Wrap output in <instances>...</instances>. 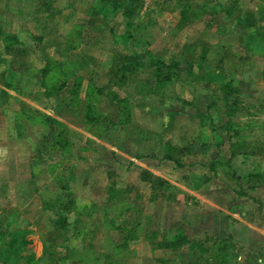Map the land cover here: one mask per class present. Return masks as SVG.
<instances>
[{"label": "rangeland", "instance_id": "rangeland-1", "mask_svg": "<svg viewBox=\"0 0 264 264\" xmlns=\"http://www.w3.org/2000/svg\"><path fill=\"white\" fill-rule=\"evenodd\" d=\"M69 1L51 0L58 11L42 27L33 18L42 0H0V29L32 47L30 36L44 37L21 80L28 95L11 91L0 101V264H50V248L65 256L59 264H262V245L223 244L224 233L207 222L220 228V206L264 221L258 200L234 204L250 174H262L257 191L264 194V0H193L205 4L203 16L178 31V11L154 12L152 22L143 15L133 30L120 13L102 27L96 7L73 10ZM127 31L126 44L111 41ZM192 42L194 52L182 50ZM220 44L232 58L228 75L213 71ZM2 48L0 40V57ZM147 49L178 61L171 80L154 79ZM115 51L139 54L138 78L94 94V84H106ZM45 65L54 74L47 83L65 84L49 97L39 84ZM87 100L97 120L83 117ZM47 114L58 122L44 123ZM157 177L167 184L158 187ZM195 183L201 196L186 194ZM212 186L223 196L211 197ZM136 226L137 239L123 243ZM180 233L188 238L181 246H158ZM189 241L204 249L191 256Z\"/></svg>", "mask_w": 264, "mask_h": 264}, {"label": "trees", "instance_id": "trees-1", "mask_svg": "<svg viewBox=\"0 0 264 264\" xmlns=\"http://www.w3.org/2000/svg\"><path fill=\"white\" fill-rule=\"evenodd\" d=\"M109 3V0H70L68 5L71 7L73 10H76L78 8V5H81L80 8L82 7V10L85 8H88V6H94L96 7V10L93 11V13H96L95 15H99L102 19V27H105L108 25V16L114 17L116 13H120L121 16L123 17V20H126V26L133 27L134 28H141V21H142V16L145 15L148 17V22H152V13L154 12H167V13H174L178 11L179 13V18L178 21L174 27L175 30H180L188 27L190 24H193L195 22H198L202 18L203 10L205 7L204 3H193V0H154V4L152 6H148L145 0H125L124 4L118 3L115 1H112L110 4L112 7V11H108L106 9V3ZM58 10L55 7H52L51 5V0H42V2L39 4V6L35 9V17L37 21L44 27L46 23L48 22L49 19H51L55 13ZM120 11V12H119ZM110 12V13H109ZM92 13V14H93ZM135 20L137 21V24L135 23ZM141 20V21H140ZM143 22V21H142ZM101 25H92V28H96L99 31L102 30ZM110 32L113 33L114 30L113 28H110ZM132 35V32H126L123 33L122 35H111V41L113 43H124L126 44L128 42V39ZM0 38L4 42V51L6 52L7 55L11 56L10 58V65L7 73L0 74V77H3L2 82L3 86L12 90H16L19 93H22L23 91L20 89V87H17L14 83L18 80L15 77L17 76V73L22 72L24 69H28V64L29 62L27 61V58L30 56V54L36 52L35 47L37 44L42 42L43 40V35L39 34L36 36H33L32 39L35 40L36 44L32 47H27L23 42L19 40L16 34L9 33V32H4L2 29H0ZM90 45H97L99 44V41H94V42H89L87 41ZM149 42V41H148ZM71 44V43H70ZM196 42L192 43H186L183 46L184 51L192 53L194 52L195 48L197 47ZM224 45L220 44L217 45L213 48L212 50V55L214 58V62L216 59L219 60V63L214 67L213 71L216 74H224L228 75L230 74V70L227 67L228 62L232 60V58H226L222 56V50H223ZM40 48V46H39ZM40 53L45 54L44 50H40ZM146 53L149 55V65L153 67V76L154 79L157 80L158 82L165 83L168 80H171L173 73L171 72L172 68H178L179 63L175 59H172L170 63H166V61L163 60V57L160 58H153L151 56L150 50L147 49ZM112 63L109 67V70L107 71L108 73V82L102 86V87H96V85H93L94 88V94L98 95H106L105 89H107L110 86H114L117 88H122L123 86H126L129 84L132 80L138 78V69L143 66L141 57L139 54H134L130 55L121 51H115L112 56ZM19 58L21 61V64L15 65L13 61L15 59ZM83 62V61H82ZM85 63V62H84ZM233 66V65H231ZM19 71V72H17ZM50 69H48V66L45 65L43 68L40 70V77H39V84L45 86V90L43 91L44 96H52L56 95L55 93L60 92L65 87L64 82H59V83H47V79L51 80L54 76V74L50 73ZM74 88V86H73ZM93 90V89H92ZM231 90L236 89H231L228 88L227 92L229 93ZM6 94V92H5ZM108 95V93H107ZM116 98V96H114ZM225 98H228V95L225 94ZM117 99V98H116ZM121 101L118 99L116 103ZM90 101L87 100L85 104V108L87 111H84L83 117L85 120L92 121V120H97V118L94 116H90L89 110L93 111V106ZM123 102V101H122ZM118 108L120 109V112L123 113L125 112L124 107L121 105H117ZM85 110V109H84ZM21 114V113H20ZM44 117V123H48L47 120H50V122H55L56 119L53 118L51 115H42ZM56 122H58L56 120ZM119 122H122L119 121ZM233 150H231V154L234 155ZM166 158H171L170 155H165ZM150 172L148 171H142L140 174V178L142 180L148 179L150 177ZM153 176V175H152ZM262 174L261 173H254L250 174L246 177V187L249 190H254L259 186V180L261 178ZM159 179V180H158ZM150 180V179H148ZM162 179L160 177H157L158 182V187H164L167 182L161 181ZM245 194V192H244ZM243 195V194H242ZM72 200L68 201V204L63 205L65 208L72 203ZM62 206V208H63ZM112 220V219H111ZM63 225H65V220H63ZM139 226H136L135 228L131 229H126L125 231V236H123V243H127L128 241H133L137 239V232L135 230L138 229ZM112 228H119L118 226L114 225ZM188 241V238L180 233L178 235V238L171 241L170 243H162L158 246H175L179 247L181 246L182 242ZM223 244H225V240H222ZM23 244H26L24 242ZM190 244V255L191 256H196L199 252V250H203L204 247L200 246L197 247L199 250L194 249L193 241H189ZM199 244V243H198ZM125 245H121L120 248H124ZM50 252L52 253L53 257L50 258V264H59V261L65 258V256L59 255L55 250L56 249H49ZM198 264V263H197Z\"/></svg>", "mask_w": 264, "mask_h": 264}, {"label": "crops", "instance_id": "crops-1", "mask_svg": "<svg viewBox=\"0 0 264 264\" xmlns=\"http://www.w3.org/2000/svg\"><path fill=\"white\" fill-rule=\"evenodd\" d=\"M17 11H18V9H17ZM33 18H36L35 15H33ZM1 19H2V15H0V25L3 24V20L1 23ZM2 31L9 32V31H5L4 29H2ZM9 33L16 34L19 39L21 38L19 36V34L15 31L9 32ZM33 36H36V35L30 36V38L32 39ZM1 42H2V46H3V48H2L3 54L0 57V67H2L0 70V74H3V73L5 74V73H7L8 69H9V65H10V64H8V57H11V56L6 54V52L4 51L3 40H1ZM21 42H23L26 45V42L24 41V39L21 40ZM26 46L30 47L28 45H26ZM31 55L32 54H30V56ZM29 57L27 58L28 62L31 61V57H30V60H29ZM19 62H20L19 64H21V61H19ZM28 69H29V64H28ZM17 72H19V71H17ZM25 72H27V68L24 69L22 72L17 73V76L15 78L18 80L14 83L17 87H20V89L23 91L22 93H19L16 90H12V89L4 87L3 86L4 84L2 82L3 77H0V101H2L4 103L7 100V98L11 97V95H10L11 91L16 93L17 95H19V94L20 95H25V94L28 95V93H26V91H24V89H23L24 86L22 85V83H24V82L21 81L22 78L25 76ZM107 82H108V79H107L106 83ZM102 86H104V85H102ZM102 86H97V87H102ZM5 92H6V94H5ZM42 96H44V95L42 94ZM3 103H1V104H3ZM196 184L197 183L191 184L188 187L189 193H186V194L194 195L196 197L201 196V193H202L201 187L199 188L198 185H196ZM258 188L259 187L255 188L254 190L246 189L245 190L246 194H243V196L237 198V201H235L234 204H236V202H238V204L241 203V206H242L245 204V202H249L250 206H255V200H258L259 204L263 205L262 206V214L264 216V194L261 195V193H258V191H257ZM208 192H210L212 195L211 197H214V198L217 196H223V193L221 195H217L216 188H214L213 186L210 189H208ZM206 199H210V198H206ZM228 200H229V198L227 197V201ZM208 202H210L211 208H213L215 206L218 207V205L215 204L213 200H209ZM218 208L221 209V213L223 215L222 219L219 223V226L221 225L220 228L216 226V221L213 219L209 220L207 222V225H209L210 227L212 225V227H211L212 230H216V231L219 230L218 232H223L224 235L221 236L222 240L226 241V238H232V240H234L236 242V245H238V246L243 247V246H250L251 245V246L255 247V246H259V245L261 246L262 245L263 247L261 250L264 249V221L262 224L257 225L256 222L254 223V222L247 221V219L245 217H242L244 214L243 212L242 213L239 212V214H237L238 212L237 213L233 212L230 209L225 210L221 206ZM235 214H237L238 217ZM257 214H258V212H257ZM212 235L216 236V233H212ZM224 236H226V237H224ZM262 261H263L262 264H264V260H261V262Z\"/></svg>", "mask_w": 264, "mask_h": 264}]
</instances>
